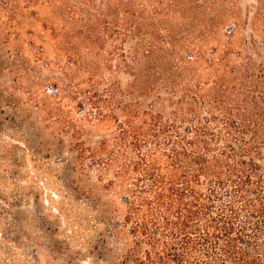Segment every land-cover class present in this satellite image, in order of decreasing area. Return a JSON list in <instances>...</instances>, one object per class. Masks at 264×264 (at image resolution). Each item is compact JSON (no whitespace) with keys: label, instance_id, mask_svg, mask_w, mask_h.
I'll use <instances>...</instances> for the list:
<instances>
[{"label":"trees","instance_id":"obj_1","mask_svg":"<svg viewBox=\"0 0 264 264\" xmlns=\"http://www.w3.org/2000/svg\"><path fill=\"white\" fill-rule=\"evenodd\" d=\"M16 1L0 14L37 18L30 5L53 2ZM28 48L8 51L12 84L0 86V264H41L42 250L67 264H264V92L247 85L242 52L235 64L230 49L178 59L136 46L114 66L93 46H63L55 61ZM105 69L133 79L107 82Z\"/></svg>","mask_w":264,"mask_h":264},{"label":"rangeland","instance_id":"obj_2","mask_svg":"<svg viewBox=\"0 0 264 264\" xmlns=\"http://www.w3.org/2000/svg\"><path fill=\"white\" fill-rule=\"evenodd\" d=\"M59 1L69 11L64 12L56 0L51 5H42L40 1L31 4L30 7L39 12L37 18L32 17V11H23L15 19L9 20V11H1L0 55L5 59L3 72L6 79L0 78V86L12 84L10 64L16 58L14 52L8 53L12 49H26V53L30 54L35 51L28 46H44L49 60L55 61L57 50L63 46H93L100 62L107 63L109 60L108 64L112 62L116 66L121 53L131 63L129 57L136 46H160L175 49L179 53L178 59L184 58L185 52L198 50L207 54L208 58L215 59L230 49L231 60L235 64L238 62L236 55L242 52V57L249 65L247 76L254 78H249L247 85L251 88L258 85L260 93L264 92V0H130L133 6L123 7L119 5V0H90L88 3L84 0ZM120 1L127 3L126 0ZM15 4L23 10L26 0L16 1ZM130 11L134 15H129ZM119 23L124 24V27ZM137 24L142 30L135 28ZM105 26L119 30L124 35L114 37L105 30ZM96 35L101 40H97ZM212 48L217 50L215 57L210 54ZM113 50L117 53L110 61L112 58L109 54ZM37 68L44 78L61 76L55 69H43L42 65ZM103 73L107 82L113 76L125 83L133 79L132 73L125 69L111 76L106 69ZM42 85L47 83L43 82ZM13 91L19 98L23 97L22 92ZM42 188L46 195L50 194L49 187L42 184ZM41 200L47 208L44 214L48 219H45L53 222L52 213H57L52 210V204L45 201V194ZM31 212V208H24L22 216L28 218ZM29 232L41 237L39 232ZM57 257L61 259L56 260ZM40 258L41 264H67L62 257L46 250H42ZM83 259L74 264H92L91 259Z\"/></svg>","mask_w":264,"mask_h":264}]
</instances>
